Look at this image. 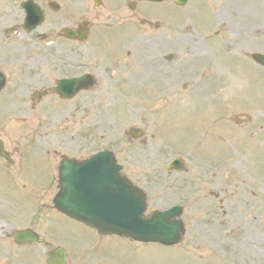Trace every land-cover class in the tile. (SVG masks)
Listing matches in <instances>:
<instances>
[{"label":"rangeland","instance_id":"rangeland-1","mask_svg":"<svg viewBox=\"0 0 264 264\" xmlns=\"http://www.w3.org/2000/svg\"><path fill=\"white\" fill-rule=\"evenodd\" d=\"M67 4L73 8L71 13L78 14L83 7L84 18L92 16L93 3L90 0H67ZM189 5L190 8L206 5L203 18L212 13L204 27L196 25L185 28L188 22L183 21L176 28L180 31L176 49L181 51V64L189 63L184 65L185 70L181 74L188 71L187 84L197 86L192 95L179 96L184 93L178 90L183 81L172 80L171 74L166 70L156 65L143 69L131 63L130 86L116 103L112 106L101 105L98 109L94 107L95 112L89 114L91 122H84L82 125L74 123L71 127L64 124L67 126L68 135L83 131L82 136L88 143V152L107 149L115 153L118 163L123 167V174L131 176L150 192L149 212L168 209L177 204L185 206L183 221L186 223L187 234L184 242L176 248L148 246L141 253L137 252L145 246L136 245V254L131 252L133 247L129 241L116 238L98 242L99 238L94 232L57 214L51 218L50 229L54 238L50 241L53 246L59 244L67 249L69 263L264 264V176H261L264 174V132H261L264 130V109H260L257 104L264 107V68L259 67L252 59L255 53L264 54V0H190ZM109 7L108 11L100 10V17L94 21V33L97 35L104 32H96V29L104 31L107 26L110 28V35L118 34L115 30L118 20L111 18L117 5ZM145 7L155 13L166 12L157 6ZM227 13L240 16L247 24L238 26L237 21L229 18ZM218 15L223 20L219 27ZM157 20L158 18H153L147 28L137 25L128 35L131 40L123 39L117 50H131L142 43L136 50L150 53L148 57L151 52H157L158 47L151 37L144 41L140 38L144 35H157ZM97 22L99 24L95 25ZM221 24L229 26L224 37H214L210 42L207 39L204 44L201 35H217ZM214 39L220 41L223 51L234 58H242V61H223L227 66L236 69L234 73L226 72L227 66L217 62L215 55L218 56V52ZM107 41L108 44L113 43L112 40L110 43L108 39ZM249 68L258 69L259 73L254 71L250 79V75H246ZM136 71L140 73L136 74ZM210 72L212 74L208 78ZM241 73L244 76L243 81H239ZM223 75L229 81L221 79L219 84L222 85H219L217 78ZM197 76L205 80H194ZM247 78L250 83L241 86L240 92L238 88ZM101 81L106 82L102 79ZM165 84L177 86L175 89L168 88V85L163 88ZM235 84L236 88H231ZM250 96L262 100H257L250 107L242 104L244 102L240 98ZM81 111L85 119V111ZM188 113L196 114V117L191 116L190 121L196 120L197 124L205 126V129L196 132L198 135L206 134L209 127L212 129L211 121L224 119L213 130L212 140H205L196 153L193 151V144L191 151L190 148L183 150L185 146L191 145L184 144L185 136L192 138L196 134L183 133L176 129L178 125H186L183 120ZM131 127L145 131L144 144L129 140L126 132ZM223 135L225 136L221 139L220 136ZM7 141L13 143V139ZM177 157L184 160L187 172L180 174L174 182L167 181L164 170ZM212 172L217 174L212 175ZM198 177H206L203 188L194 181ZM2 190L0 189V193ZM8 200V195L0 194L3 208L7 207ZM35 201L36 204H44V196L36 193ZM1 215H5L2 216L5 218L7 214L3 211ZM42 215L48 218L52 214ZM238 222L240 225L234 230L232 227ZM10 245L9 241L0 245V264L3 261L7 264V258H19L12 255L17 249L10 248ZM89 248H94V261L91 262L93 258L89 257L85 262L87 251L83 249ZM18 251L20 258L35 253L36 264H46V251L43 248ZM101 256L103 262L95 259Z\"/></svg>","mask_w":264,"mask_h":264},{"label":"flooded vegetation","instance_id":"flooded-vegetation-1","mask_svg":"<svg viewBox=\"0 0 264 264\" xmlns=\"http://www.w3.org/2000/svg\"><path fill=\"white\" fill-rule=\"evenodd\" d=\"M166 32H170L166 29ZM37 36H34V39ZM50 38V36H49ZM3 46V40H1ZM68 46L67 41L55 42V46L49 48L46 51L42 49L36 41H31L27 46L25 52L20 51V45L13 42L5 47V60L0 57V70L4 74H8L10 80L17 83L22 79L25 83L35 86L33 89L40 90L38 100L34 106L45 107L46 105L56 104L59 101V96L55 92H48L50 89L56 87L59 82L64 80L75 79L76 87L80 90L71 100H63V104L66 108L57 111L54 115L57 125L58 121H83V113L79 109V105L87 104L91 107V110L86 111V116L89 119V114L94 113V104L97 102V96L95 93L100 90H113L116 84L123 83L131 78L132 70L130 64L135 66L141 64L145 60V55L137 51L124 52L126 56H114L111 51L97 50L103 46L101 41L93 40L89 44H80L78 42H70ZM173 43H177L172 37L167 35H161L159 40V46L162 49L172 48ZM165 45L167 48H165ZM45 46H47L45 44ZM44 47V46H43ZM0 51V55L2 56ZM116 54H121L117 52ZM169 57L166 55V59ZM130 58L137 59L135 61L129 60ZM18 59V61H16ZM26 66V68H17L19 62ZM178 63L172 67L174 71L178 69ZM17 70V73L14 72ZM24 70L27 73L22 74ZM15 75V76H14ZM106 82H99L100 79ZM79 79V80H77ZM65 85V84H64ZM69 88L67 85L63 86ZM20 86L18 89L20 90ZM19 93L12 92L7 94L3 98L4 105H10L9 99L18 96ZM23 96V95H22ZM108 97H112L108 94ZM47 117L46 114L35 113L32 115L33 124L34 121L44 120ZM31 146L24 148L27 151L26 154L28 160L34 158L33 166L31 168H22V178L13 179L14 184H18L23 187L44 186L48 182L52 181L54 169L49 166L42 174L34 169L36 159L40 158L43 150L46 146L54 149L53 153L56 155V149H62L68 154L77 152L83 148V141L80 138L75 137H57L52 135L51 132L47 135H42L40 131H31ZM43 145V146H42ZM37 155V156H36ZM37 157V158H36ZM23 160V156L20 157ZM49 164V163H48ZM50 165V164H49ZM56 179V178H55ZM31 225H36V221L33 217L29 220ZM30 228V227H29Z\"/></svg>","mask_w":264,"mask_h":264},{"label":"water","instance_id":"water-1","mask_svg":"<svg viewBox=\"0 0 264 264\" xmlns=\"http://www.w3.org/2000/svg\"><path fill=\"white\" fill-rule=\"evenodd\" d=\"M149 1H159V0H149ZM260 61L262 59L260 58ZM108 156V155H107ZM112 160H108L105 156H101L97 163L107 164V161H110L107 167L112 168L113 177L119 182V185L125 188L126 192L137 201L130 202L134 207H139V212H134V214H128L124 211L122 206H115L111 203V201H115L110 199L107 201L108 204H105V193L109 192L113 194V196L117 195V188L109 184L103 178L97 176L98 164H94L93 171L95 175L92 176V179L88 182V192L84 195L81 191V181L79 177H72V179L63 186V192L60 194L61 199L58 201L59 208L62 212L69 215L70 217L81 221L87 225L95 227L100 234H118L122 237L131 236L139 241H152L156 240L165 245H174L178 243L181 239L182 224L181 222L171 221L176 215H172L170 211L164 213H156L152 216L151 220L145 221L141 218V214L144 209V198L140 195L139 192L129 188V185L123 178L118 177V171L120 167L114 165V160L111 156ZM106 161V162H105ZM97 165V166H96ZM73 168H77L73 166ZM98 182L100 186L93 188ZM80 183V184H79ZM98 197V200L92 203V207H89L91 203L87 202L88 194L92 191ZM116 189V192L115 190ZM109 197V196H108ZM113 198V197H110ZM130 199V198H129ZM93 209H97L99 211L100 216H91L86 214L84 210L89 212H93ZM113 215L111 221L109 220V212ZM136 215V217L141 222L138 224V228L134 227L132 222V216ZM169 227L174 228L171 230ZM140 230V231H139ZM163 232H158L157 231ZM55 255L54 261H50L51 264H65V253L62 250H58L53 253ZM58 258V261L56 260Z\"/></svg>","mask_w":264,"mask_h":264},{"label":"bare ground","instance_id":"bare-ground-1","mask_svg":"<svg viewBox=\"0 0 264 264\" xmlns=\"http://www.w3.org/2000/svg\"><path fill=\"white\" fill-rule=\"evenodd\" d=\"M242 86L244 87L245 84L243 83ZM240 92H241V90H240ZM243 102H244L245 104H247V105L251 104V101H250V99H249L248 97L243 98ZM259 108H260V109H264V107H261V106H259Z\"/></svg>","mask_w":264,"mask_h":264}]
</instances>
